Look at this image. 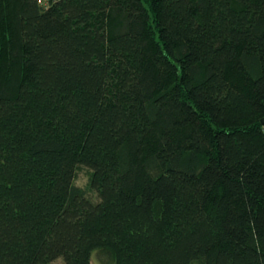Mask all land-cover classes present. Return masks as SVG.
Here are the masks:
<instances>
[{
    "label": "trees",
    "instance_id": "obj_1",
    "mask_svg": "<svg viewBox=\"0 0 264 264\" xmlns=\"http://www.w3.org/2000/svg\"><path fill=\"white\" fill-rule=\"evenodd\" d=\"M263 118L264 0H0V264H264Z\"/></svg>",
    "mask_w": 264,
    "mask_h": 264
},
{
    "label": "rangeland",
    "instance_id": "obj_2",
    "mask_svg": "<svg viewBox=\"0 0 264 264\" xmlns=\"http://www.w3.org/2000/svg\"><path fill=\"white\" fill-rule=\"evenodd\" d=\"M90 175H91V171L88 168H84V167L80 168V170H78L77 172V177L75 180L77 185H80L82 187H87L90 181ZM95 253L96 252L93 253L91 264H101L100 259L96 257ZM54 264H64V262L60 259L57 260ZM102 264H107V263H102ZM196 264H200V263H196Z\"/></svg>",
    "mask_w": 264,
    "mask_h": 264
},
{
    "label": "built area",
    "instance_id": "obj_3",
    "mask_svg": "<svg viewBox=\"0 0 264 264\" xmlns=\"http://www.w3.org/2000/svg\"><path fill=\"white\" fill-rule=\"evenodd\" d=\"M57 0H39V2L41 4H44L46 6L50 5V4H53L54 2H56Z\"/></svg>",
    "mask_w": 264,
    "mask_h": 264
},
{
    "label": "water",
    "instance_id": "obj_4",
    "mask_svg": "<svg viewBox=\"0 0 264 264\" xmlns=\"http://www.w3.org/2000/svg\"><path fill=\"white\" fill-rule=\"evenodd\" d=\"M262 123L264 124V118L262 119Z\"/></svg>",
    "mask_w": 264,
    "mask_h": 264
}]
</instances>
